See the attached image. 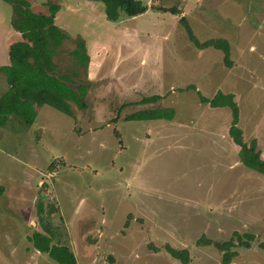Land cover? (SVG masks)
Returning a JSON list of instances; mask_svg holds the SVG:
<instances>
[{
  "label": "rangeland",
  "instance_id": "374dc122",
  "mask_svg": "<svg viewBox=\"0 0 264 264\" xmlns=\"http://www.w3.org/2000/svg\"><path fill=\"white\" fill-rule=\"evenodd\" d=\"M62 1L69 11L72 0ZM139 1L143 13L121 11L114 21L103 9L100 20H89L93 14L81 9L69 14L72 21L64 10L58 17L55 25L67 37L52 55L55 73L72 86L87 81V106L72 105L69 116L41 105L28 127L11 119L5 131L0 128V175L4 169L29 178L32 168L36 183L0 196V229L10 228L0 241H22L10 248L23 251L41 201L42 223L54 243L69 247L75 264H221L219 249L195 239L202 234L225 241L234 231L251 233L253 240L248 248H232L231 264H264V174L238 161V146L227 133L229 109L201 102L195 91L206 97L233 93L243 139L264 138V0ZM159 5H176L180 12L159 11ZM10 12L0 0V47L10 30L17 32ZM180 15L198 40L228 42L229 68L220 49L194 46ZM77 37L88 57L85 67L69 54ZM2 74L0 93L6 89ZM148 95L160 99L119 109ZM161 106L173 108L170 119H123ZM21 189L22 197L12 196ZM165 245L186 248L188 261L167 254ZM31 260L57 264L45 254Z\"/></svg>",
  "mask_w": 264,
  "mask_h": 264
},
{
  "label": "trees",
  "instance_id": "16d2710c",
  "mask_svg": "<svg viewBox=\"0 0 264 264\" xmlns=\"http://www.w3.org/2000/svg\"><path fill=\"white\" fill-rule=\"evenodd\" d=\"M10 4L11 27L19 32L20 38L8 44V62L0 64V72L3 74L6 89L0 93V126H6L11 119H15L21 128L28 127L36 116L38 106L47 105L63 114L73 116L72 105L77 109L87 106L85 93L88 88L87 81L68 84V77L55 73V65L52 55L67 37L65 32L53 22V17L58 10L56 3L46 1V14L35 13L29 6L28 0H5ZM103 4L104 16L109 21H114L123 11L129 16L143 13L146 6L139 0H98ZM159 11H167L173 14L180 12L176 5L156 7ZM178 21L187 33L188 39L198 48L212 46L222 51V59L225 67L229 68L231 62L229 45L222 37H211L202 41L193 34L191 27L183 15ZM69 54L81 65H87V54L81 38H75V47L69 50ZM186 88H193L192 84ZM201 102L211 106H224L230 111V120L227 133L231 142L238 146L237 159L245 167L256 173L264 174V158L259 157L256 149V141L251 138L248 142L243 140L242 131L237 126L238 108L229 93H217L206 97L195 89ZM160 99L159 95L141 97L135 102H122L119 109L126 104L142 105L154 103ZM170 106L142 108L123 116L125 120H158L170 119L173 115ZM115 117V116H114ZM247 142V143H246ZM51 212V211H50ZM36 213L39 221H42V202L37 201ZM32 247L40 253H45L48 258L57 264H75V257L68 246L52 243L53 233L50 228L42 226V231L34 230L27 235ZM253 240L251 233H238L234 231L225 241H212L202 234L195 239L196 243H212L221 251V264H231V259L236 255L234 247H249ZM166 253L179 259L181 263L188 261L186 248L176 249L165 245Z\"/></svg>",
  "mask_w": 264,
  "mask_h": 264
},
{
  "label": "crops",
  "instance_id": "0c3cea01",
  "mask_svg": "<svg viewBox=\"0 0 264 264\" xmlns=\"http://www.w3.org/2000/svg\"><path fill=\"white\" fill-rule=\"evenodd\" d=\"M96 1H98V0H72L70 2L71 4H70V7H69V11H68L67 8H64L65 6L68 5V3H62L63 2L62 0H58L56 2V4L58 5V10L56 11V13H55V15L53 17L54 24H56L57 19L60 16L61 12H63V10L67 13V17L64 16L65 20H67V21L68 20L72 21L71 19L68 18L69 14L76 13L78 9H81L82 15H84V12H85L86 15H87L88 12L89 13L91 12L93 14V16L89 20H93V18H95V16L97 18H99L100 16H102L101 9H103V4H102L101 1L100 2H96ZM28 2H29L30 8L35 13H38V14L47 13V8L45 6L46 0H28ZM91 4H92V6L98 5L99 6V10L96 11L95 13L90 11L91 6L89 8V5H91ZM83 10H86L88 12L83 11ZM100 19L101 18H99V20ZM104 22L105 21L103 20L102 23H104ZM3 23H4V21L0 20V26H2ZM92 23L95 24L93 21H92ZM9 24H10V22H9ZM91 26L92 25H90V26L86 25V28L90 27L91 29H96L95 26L94 27H91ZM10 27H11V25H10ZM57 27L60 28V26H57ZM8 29L9 28L6 27L7 31H9ZM89 29H87V30H89ZM19 38H20L19 32H11V30H10V32H8L6 34V36L4 37L5 41L2 42V45L0 47V64H6L8 62V56H7L8 44L11 41L19 39ZM91 45L94 47L95 45H99V44L95 40V42L91 43ZM86 48H87V43H86ZM228 93L231 94L232 99L234 101L233 93H231V92H228ZM238 122H239V118H238ZM238 126H239V123H238ZM0 128L3 131H5L4 127L0 126ZM5 136H1V137H5ZM250 137L254 138L255 141H256V149L259 152V157L260 158H264V138L262 137V135L261 136H258V135L256 136L254 134H252ZM243 140H245V139H243ZM245 141H247V139ZM34 170L35 169L30 168V170L28 171V172H30L27 175L29 178L24 177V175L21 176V178H19V177H14L12 175H9L8 170L2 169V172H1V175H0V196L6 197L7 193H9L10 189L15 190V189L19 188L20 186H22V188H24L25 190H27L28 188H31L34 185V183H35L34 180L30 181V178L33 177V175L35 176V173H34L35 171ZM37 173H39V172H36V175H37ZM23 181H25V182H23ZM32 188L34 189V186ZM19 191L20 190L12 191V196L15 197L16 199L22 197L24 190L21 189V191L20 192ZM34 215H35V219L33 221L31 220V222H30V225H32V227H34V229H31V231H34V230H38V231L41 230L42 231V226H45V225L42 223V221H39V218L37 216L36 210H35ZM41 219H42V215H41ZM35 225H37L39 228L36 229ZM45 227H48V226H45ZM3 228L4 227H1V229H0V237L6 232H8V235L10 236V233H9V229L10 228H8L7 230H4ZM31 231L28 234H30ZM28 234L24 235L27 241H26L25 245L22 246V250L23 251L19 250L18 248H15V247H13V248L11 247L10 248V246H12V245L13 246L17 245V244L20 245L22 243V241H16L15 239L12 240L9 236L3 237L4 238L3 241L2 242L0 241V248L1 249L4 248V251H7V256L6 257L3 256V258H2V254H1V250H0V264H19V263L28 264V261H30L32 257L35 260H37V259L41 258V254H45V253L38 252L37 250H35L32 247L31 242L27 239V235ZM52 243H53V241H52ZM5 245L9 246V247L5 248ZM23 252H25L26 254L23 255ZM16 255L20 256L21 259L20 260H18V259L15 260V256ZM10 261H12L13 263H11Z\"/></svg>",
  "mask_w": 264,
  "mask_h": 264
}]
</instances>
